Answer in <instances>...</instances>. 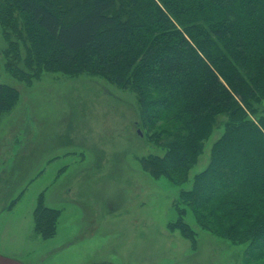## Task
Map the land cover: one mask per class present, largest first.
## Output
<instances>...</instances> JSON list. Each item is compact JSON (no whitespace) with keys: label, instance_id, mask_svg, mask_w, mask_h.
I'll return each mask as SVG.
<instances>
[{"label":"trees","instance_id":"1","mask_svg":"<svg viewBox=\"0 0 264 264\" xmlns=\"http://www.w3.org/2000/svg\"><path fill=\"white\" fill-rule=\"evenodd\" d=\"M0 22L21 38L6 56L31 75L7 67L26 81L90 74L137 94L144 127L166 150L142 160L154 178L187 182L225 116L208 167L179 203L201 227L248 243L246 264H264V0H0ZM19 99L0 84V118ZM39 201L35 229L50 238L59 212ZM176 210L169 227L195 244L185 208Z\"/></svg>","mask_w":264,"mask_h":264},{"label":"rangeland","instance_id":"2","mask_svg":"<svg viewBox=\"0 0 264 264\" xmlns=\"http://www.w3.org/2000/svg\"><path fill=\"white\" fill-rule=\"evenodd\" d=\"M9 32L0 22V84L20 99L0 118V256L23 264H246L248 243L201 227L179 203L208 167L225 116L187 182L154 178L142 160L166 150L144 127L137 94L90 74L43 72L26 81L7 67L15 55L6 56L8 46L22 44ZM40 199L59 212L50 238L35 229ZM177 206L195 244L169 227Z\"/></svg>","mask_w":264,"mask_h":264},{"label":"water","instance_id":"3","mask_svg":"<svg viewBox=\"0 0 264 264\" xmlns=\"http://www.w3.org/2000/svg\"><path fill=\"white\" fill-rule=\"evenodd\" d=\"M0 264H23L15 259L0 256Z\"/></svg>","mask_w":264,"mask_h":264}]
</instances>
